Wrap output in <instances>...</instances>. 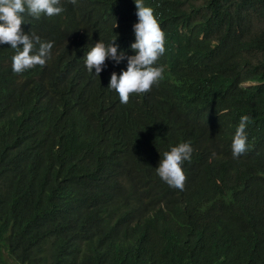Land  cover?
<instances>
[{
  "label": "trees",
  "instance_id": "trees-1",
  "mask_svg": "<svg viewBox=\"0 0 264 264\" xmlns=\"http://www.w3.org/2000/svg\"><path fill=\"white\" fill-rule=\"evenodd\" d=\"M144 4L164 72L127 104L108 88L127 61L100 80L84 57L100 40L134 55V0L23 14L54 42L43 67L15 73L0 45V264H264V0ZM179 143L193 148L182 191L156 174Z\"/></svg>",
  "mask_w": 264,
  "mask_h": 264
},
{
  "label": "clouds",
  "instance_id": "clouds-1",
  "mask_svg": "<svg viewBox=\"0 0 264 264\" xmlns=\"http://www.w3.org/2000/svg\"><path fill=\"white\" fill-rule=\"evenodd\" d=\"M77 0H0V45H10L14 50L12 69L22 73L37 65L43 67L51 59L54 42H44L34 32L25 33L22 29L23 14L39 19L40 16H56L64 12L68 5H75ZM138 22L133 25L135 42L131 44L134 55L118 52V45L113 41L105 44L99 41L90 47L85 59L89 73L99 76L111 60L116 65L127 61L126 70L119 74L112 72L108 88L115 90L120 102L127 104L131 94H142L151 90L162 77L164 68L155 66L165 52V33L162 31L153 9L144 4V0H134ZM38 45V47H37ZM120 71V70H119ZM118 72V71H117ZM105 77V76H104ZM251 117H240L239 125L232 139L233 158H238L247 151L246 128ZM193 148L190 143H179L165 151L160 159L156 174L170 187L184 189L186 176L182 169L185 161L191 159Z\"/></svg>",
  "mask_w": 264,
  "mask_h": 264
}]
</instances>
